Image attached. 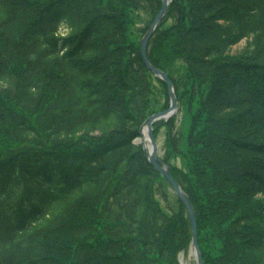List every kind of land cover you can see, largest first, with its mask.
<instances>
[{
    "label": "trees",
    "instance_id": "1",
    "mask_svg": "<svg viewBox=\"0 0 264 264\" xmlns=\"http://www.w3.org/2000/svg\"><path fill=\"white\" fill-rule=\"evenodd\" d=\"M161 7L0 0V264H181L186 205L134 141L170 105L139 49ZM148 57L204 264H264V0H171Z\"/></svg>",
    "mask_w": 264,
    "mask_h": 264
},
{
    "label": "water",
    "instance_id": "2",
    "mask_svg": "<svg viewBox=\"0 0 264 264\" xmlns=\"http://www.w3.org/2000/svg\"><path fill=\"white\" fill-rule=\"evenodd\" d=\"M169 2L170 0H162V8L160 11L156 14V17L153 19L152 23L149 25V29L146 31V33L143 35V39L140 43V49H141V55L143 60H145V63L147 64L148 68L151 71H154L155 74L160 76L167 84H168V92H170V106L167 109L157 111V113L151 114L149 117L146 118V121L141 126V133L143 134V130L146 127L148 131V137H149V146L144 143V148L147 149L149 152V159L152 162V164L155 166V168L162 172V174L166 177V179L172 184L174 191L177 192L178 196L180 197L181 201L185 203L187 208V213H189L190 223L192 224V241L191 246L194 253V256L196 257L197 264H204V257L202 255V249L201 246H199V235H198V224H197V213L195 211L194 205L190 200L189 195L187 194L184 189H182L180 183L178 180L175 179L174 175L172 174V171L170 170V166L168 163H166L163 159H161L158 156V144H157V138L154 134V126L153 123L157 121L160 118H169V116L173 115L174 112L177 111L179 107V103L177 100V94L174 90V84L173 81H171V78L168 74V72H165L164 70H161L157 66H154L151 61L148 58V43L151 39L150 37L154 34V31L158 27L157 25L159 22L164 18L166 11L169 8Z\"/></svg>",
    "mask_w": 264,
    "mask_h": 264
},
{
    "label": "rangeland",
    "instance_id": "3",
    "mask_svg": "<svg viewBox=\"0 0 264 264\" xmlns=\"http://www.w3.org/2000/svg\"><path fill=\"white\" fill-rule=\"evenodd\" d=\"M142 22H138V26H142ZM66 26L62 25L61 26V30L62 31H66ZM246 38H243V40L239 41L238 43L234 44L231 48V53H237L239 52L240 50L243 49V47L245 46L246 44ZM153 82L155 84V89H154V93H155V96L158 100V104H161L163 102V100L165 99V94L163 92V89H162V85L157 82L156 79H153ZM178 117L177 119V122H176V125H177V128L178 130H180L181 128L184 129V131L188 130L189 129V115L187 114H184V112L182 110H179L178 112L175 113ZM166 127H162L158 133V148H159V153L158 155L162 156L163 153L165 152V147H166ZM141 137H138L136 139V142L138 143H144V141H141ZM190 246V245H189ZM179 258H180V261H181V264H197V260H196V257L194 256L193 254V250H192V247L190 246L189 248L185 249L184 251H182L180 254H179Z\"/></svg>",
    "mask_w": 264,
    "mask_h": 264
},
{
    "label": "bare ground",
    "instance_id": "4",
    "mask_svg": "<svg viewBox=\"0 0 264 264\" xmlns=\"http://www.w3.org/2000/svg\"><path fill=\"white\" fill-rule=\"evenodd\" d=\"M143 136L141 137V141H144V143H146L149 148H150V144H149V137H148V131H147V128L145 127L144 130H143Z\"/></svg>",
    "mask_w": 264,
    "mask_h": 264
}]
</instances>
